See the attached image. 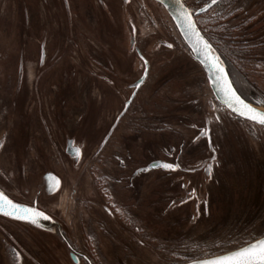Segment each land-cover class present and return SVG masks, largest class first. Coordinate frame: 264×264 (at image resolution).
I'll use <instances>...</instances> for the list:
<instances>
[{"label": "flooded vegetation", "instance_id": "af4514ba", "mask_svg": "<svg viewBox=\"0 0 264 264\" xmlns=\"http://www.w3.org/2000/svg\"><path fill=\"white\" fill-rule=\"evenodd\" d=\"M121 1L118 22V0H0V191L49 217L0 212V264H186L264 237V125L159 1ZM183 2L264 109V0Z\"/></svg>", "mask_w": 264, "mask_h": 264}, {"label": "snow or ice", "instance_id": "6c2138e0", "mask_svg": "<svg viewBox=\"0 0 264 264\" xmlns=\"http://www.w3.org/2000/svg\"><path fill=\"white\" fill-rule=\"evenodd\" d=\"M179 2L180 0H177V3ZM216 2L217 0H211L212 4H215ZM180 13L182 17L181 26L185 28L186 33L190 32L196 37L194 46L197 51L203 54L205 60L209 62L210 68L216 69L213 82L223 83V91L228 106L233 108L241 116L247 117L251 121L257 122L260 125H264V112H260L251 105L245 103L244 100H242L232 89L219 58L213 54L214 50L211 45L204 40L197 30L195 21L192 18L193 13L189 11L188 8L184 7L182 3ZM159 167L172 170L179 167V165L163 163L159 165ZM6 209H11V211H6ZM0 212H4V214L8 216H15L18 219L31 220L34 224L38 222L36 218H49L45 216L44 212L35 207H29L14 202L9 199L3 191H0ZM193 264H264V239L254 240V242H249L245 246L238 247L235 250L226 251L223 254L214 255L211 258L196 260Z\"/></svg>", "mask_w": 264, "mask_h": 264}, {"label": "water", "instance_id": "95a60500", "mask_svg": "<svg viewBox=\"0 0 264 264\" xmlns=\"http://www.w3.org/2000/svg\"><path fill=\"white\" fill-rule=\"evenodd\" d=\"M157 1H159L164 6V10H166V12H168L173 17V20H175L174 22H176L177 25L179 26V28H180V30L182 32V35L184 36L187 44L189 45V48H191L192 55L196 58V60H198L199 62H201L203 64V66L205 67V69L207 70L206 73L208 74V77H209L210 82H211V86L213 87V89H214V91H215V93L217 95V98H219L221 101H223V102H225V104H227L226 103L225 93L223 91V83L222 82L221 83H214L213 82V78H214V76L216 74V69L215 68H210L209 67V62L205 60L203 54L197 51L196 47L194 46V41L196 40V37L193 36L190 32L186 33L185 32V28L181 26V21H182V17H181V13H180L181 3L184 5V7H186V8H189V7L187 5H185V3L183 2V0H180L179 3H177V0H157ZM207 7H209V6L206 5L205 7H202V9H200L198 12H202V11L207 10L208 9ZM189 11H191V10L189 9ZM192 18L195 21V18H194L193 15H192ZM195 24H196V28L199 31L200 35L204 38V40H206L211 45L212 49L214 50V53L213 54L219 58V61L221 62V66L224 69V73L226 74L227 80L230 82L232 89L236 92V94L238 96H240L237 93V91L235 90L234 86L232 85V82H231V79L229 77V74H228V72H226L227 69H226V66H225V62H224L223 59H221L222 58L221 55L216 50V48L212 46V44L205 37V35L202 34V32H201V30H200L197 22H195ZM240 98L242 100H244L242 97H240ZM244 102L247 103L245 100H244ZM247 104H249V103H247ZM249 105H251V104H249ZM252 107L255 108V109H257L260 112H264V109H259V108H256L254 106H252ZM230 109L233 110V111H235L233 108H230ZM236 113H238V112H236ZM259 239H264V237H261ZM252 242H254V241H252ZM245 245H243V246H245ZM235 249H237V248H235ZM235 249H233V250H235ZM211 257L212 256L206 257V258H211ZM201 259H205V258H201ZM198 260H200V259H198ZM194 261H196V260H194ZM194 261L189 262V263H186V264H193Z\"/></svg>", "mask_w": 264, "mask_h": 264}, {"label": "rangeland", "instance_id": "374dc122", "mask_svg": "<svg viewBox=\"0 0 264 264\" xmlns=\"http://www.w3.org/2000/svg\"><path fill=\"white\" fill-rule=\"evenodd\" d=\"M119 2H117V6H118V9H117V20H118V22H120V20H121V12H123V19H124V21H126L127 20V16H126V13L129 11V10H127V9H123V10H121L120 9V6H124V4H123V2L121 1V0H118ZM189 2H190V4L191 5H197V4H195V2H194V0H188ZM162 10V9H161ZM131 12V11H130ZM124 30H122V27L121 26H119L118 28H117V30H116V38H118V39H124L123 37L125 36L124 34ZM120 42H123V40H121ZM118 44V43H117ZM177 61H179V63H195L193 60H191V58H189L188 57V55H187V53L183 50V52H181L180 53V56H178L177 57V59H176ZM234 243V242H233ZM232 243V244H233Z\"/></svg>", "mask_w": 264, "mask_h": 264}]
</instances>
